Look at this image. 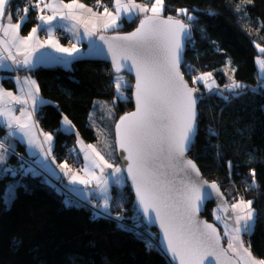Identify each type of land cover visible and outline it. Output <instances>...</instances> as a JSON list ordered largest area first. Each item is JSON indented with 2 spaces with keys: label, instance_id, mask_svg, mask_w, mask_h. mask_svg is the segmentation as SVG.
Here are the masks:
<instances>
[{
  "label": "snow or ice",
  "instance_id": "obj_1",
  "mask_svg": "<svg viewBox=\"0 0 264 264\" xmlns=\"http://www.w3.org/2000/svg\"><path fill=\"white\" fill-rule=\"evenodd\" d=\"M12 2L0 0V67L4 68L9 67L5 61H11L17 68H30L32 53L45 47L75 58L80 49L75 44L71 48L62 46L54 36L56 28L66 29L77 36L80 35V28H83V36L92 38L98 35V30L119 29V21H132L143 14L139 26L131 33L111 37L98 35L111 55L116 74L113 83L117 99H128L124 90L129 85L120 75L121 70L127 67L129 71H135L136 109L121 116L116 124V143L127 154L121 157L127 161L125 167L114 165L94 146L87 145L98 158L92 159L91 170L87 165L84 169L91 180L80 177L70 169L65 173L70 175L73 183L87 186L95 181V190L102 197V202L98 201L95 205L98 211L94 215L97 218H113L111 212H119L114 219L121 230L135 232L147 249L159 248L164 255L170 254L171 260H178L179 264H264V261L253 257L250 242L245 247L242 239V235L250 236L255 231L258 215L252 207L253 201L240 198L229 205L223 199L219 185L202 180L196 164L186 156L198 134L197 102L200 98L194 95L199 90L189 87L180 71L182 64L187 67L186 61L182 60L184 51L195 43L194 24L186 23L177 16H184L189 22H195L197 17L190 10L181 8L177 9V16L168 15L165 18V0H149L145 4L135 3V0H114L111 10L97 0L103 12L94 11L78 0H71L70 3L63 0H24L27 6L17 4L15 11ZM30 10L37 11L38 22L27 36H21L20 29L29 22ZM45 10L47 14H44ZM57 21L67 23L59 24ZM38 31H43L47 39L40 41ZM200 31L203 32L202 29ZM257 47L264 53V47ZM12 49H15V53ZM18 56L23 58L18 59ZM257 62L264 72V59ZM211 76V73L201 74L193 78V83L202 81L211 92L212 84L208 83ZM24 84L27 91L21 88L23 95L20 96L0 88V118H3V125L8 129L7 136L0 139V175L15 176L18 171L9 169L6 164L8 156L16 154L9 137L14 138L19 134L27 138L30 148L44 153L45 159L51 155L52 135L43 134L45 140L41 142L34 132L32 116L39 86L30 77L24 78ZM225 87L234 91L241 85L233 82ZM258 87L264 93V80L258 82ZM234 94L240 95L239 92ZM223 99L228 100L229 97ZM29 100L32 102L31 110L26 108ZM11 102L21 107H8ZM16 111H19V116L14 115ZM63 123L69 131L74 127L67 117H64ZM208 134L216 135L211 128ZM45 143L49 144L47 149L44 148ZM85 159H88L87 154ZM60 167L67 168V164ZM228 167L230 170L234 167L231 161ZM21 168H24L23 164ZM94 169H99L100 174L97 175ZM105 169H111V172L106 175ZM29 171L30 168L24 169L25 174ZM124 172L135 189L136 218L126 217L121 212L123 204L110 199L108 195L110 185H119L124 181ZM250 175L252 181L246 184L256 187L255 171L252 170ZM213 194L220 199L214 215L216 220L224 222L223 235L228 238L227 248L222 247V237L217 228L198 216ZM119 199L122 201L123 196ZM126 219L132 220V227L124 223ZM155 222L162 230L163 239L160 241L154 239L150 231Z\"/></svg>",
  "mask_w": 264,
  "mask_h": 264
},
{
  "label": "trees",
  "instance_id": "obj_2",
  "mask_svg": "<svg viewBox=\"0 0 264 264\" xmlns=\"http://www.w3.org/2000/svg\"><path fill=\"white\" fill-rule=\"evenodd\" d=\"M82 1L90 4L96 0ZM181 8L197 17L192 22L195 43L186 49L187 67L183 66L189 83L201 93L199 129L189 156L207 180L219 185L230 205L240 198L253 201L258 220L251 236L264 237V93L259 87L258 93L243 88L237 91L240 95L233 92L228 102L218 94L207 96L201 83H193L196 74L212 72L224 78L227 70L242 87L258 86L261 74L255 43L264 46V0H165L169 14ZM32 25L30 19L24 28ZM133 27L123 30L130 32ZM31 75L38 81L42 97L49 101L43 106L45 114L40 116L43 128L55 133L64 117L75 127V133L60 131L55 135L58 153H62L63 141L69 147L78 138L88 144L98 143L97 133L105 131L108 146L118 159L113 127L121 116L133 110L134 101L128 89L130 98L118 101L114 107L113 123L107 126L98 120L96 100L117 96L111 66L79 60L66 66L40 68ZM96 125L100 130L94 128ZM210 128L216 135L208 134ZM7 133L8 129L0 124V139ZM10 143L16 153L24 155V143L13 139ZM11 156L10 167L15 169L20 158ZM229 161L234 165L231 170ZM252 170L256 173V187L246 184L252 181ZM23 177L0 175V264H170L159 248L147 249L135 232L121 230L114 219L97 218L86 207L66 206L65 194L50 186L43 173H26ZM8 189L12 191L9 204L5 200ZM118 190L115 187L112 193L115 198L125 194L123 214L136 218L130 185L122 189L123 194ZM214 209L209 204L204 211L210 222L214 221ZM125 223L132 226V220L126 219ZM153 238L158 240L154 234ZM260 259L264 261V247Z\"/></svg>",
  "mask_w": 264,
  "mask_h": 264
},
{
  "label": "rangeland",
  "instance_id": "obj_3",
  "mask_svg": "<svg viewBox=\"0 0 264 264\" xmlns=\"http://www.w3.org/2000/svg\"><path fill=\"white\" fill-rule=\"evenodd\" d=\"M93 2H96L95 3V6L94 5H92L91 3L89 4L92 8H93V10L94 11H98V12H103V7L102 6H100V5H97V0L96 1H93ZM92 2V3H93ZM149 2V0H135V3H138V4H145V3H148ZM17 4H19L21 7H25V6H27L25 3H24V0H21V3H12V7H13V11H15V7H16V5ZM100 4L101 5H103V6H108L109 7V9L111 10L112 9V7H113V5H114V0H107V2H102L101 0H100ZM44 14H47V10H45V13ZM192 14V13H191ZM37 15H38V13H37V11H35V10H30V16H31V19H32V22H34V21H36V17H37ZM163 15L165 16V17H167L168 15H173V16H177V11H176V13H172V14H169L168 12H167V9H165V11H164V13H163ZM194 15V14H193ZM16 19V17L14 16L13 17V19ZM143 18V14H140V15H138V16H136L132 21H129V20H127V19H124V20H122V21H119L118 23H120V27H119V29H111V30H108V31H106V32H98V35H99V33H105V34H119V33H126V32H128V30H123V28H127V27H130L131 25H134V27H136L138 24H139V22H135V21H140V19H142ZM177 18H179V19H183L186 23H192V22H189V21H187V18L186 17H184V16H177ZM35 23V22H34ZM136 23V24H135ZM32 27V26H31ZM134 27L133 28H131V29H134ZM24 30V29H23ZM46 34L44 33V34H42L40 37H41V39H46V36H45ZM98 35L97 36H94V37H92L91 38V40L92 39H95V41H96V39L98 38ZM54 36L56 37V39H58L59 40V42H60V44L62 45V46H64V47H69V48H71L74 44L80 49V52L79 53H77L76 54V56L78 55V54H81V53H83V52H85L86 50H88V49H86V50H84V49H81L83 46H84V44L83 43H81V41H80V38H73V36L72 35H70V33H69V31H67L66 29H60V28H57L56 30H55V32H54ZM79 39V40H78ZM88 39V38H87ZM90 39L88 40V41H91ZM93 46H91L90 48H94L96 45H95V42H94V44H92ZM255 45H256V48H258L257 47V45H259L260 47H264V46H262L260 43H255ZM45 51V50H49V51H51L50 49H48V48H45V49H38L37 51ZM258 52H257V59L258 60H261V59H264V53H261L260 51H259V48H258V50H257ZM55 56H57V57H59V58H62V59H67V58H71V57H68V56H66V55H64V54H61V53H59V52H53V51H51ZM23 58V57H22ZM21 58V59H22ZM106 64V63H105ZM257 65H258V70L260 71V74H261V81L262 80H264V72H262L261 71V69H260V65L258 64V62H257ZM12 69H14V74L13 75H16L17 77H20V79H22V75L24 74L25 75V73L26 74H31V72H34L35 70H38V69H40V68H38V69H35V70H33V71H31V70H29V69H27L28 71H24L23 72V70L25 69H23L22 67H20V68H17L16 66H12ZM226 70V69H225ZM114 72V71H113ZM207 73H211L212 74V76H211V78L208 80V83L209 84H212V91L210 92L209 90H208V88L205 86V83L204 82H199V83H201L202 84V86H203V89H204V92L206 93V95L208 96V95H210V94H218V96H223V97H225V96H227V97H229V99L227 100L228 102L230 101V99H231V94L233 93V92H237V91H239L240 89H243L244 91H247V92H251L252 91V89H258V86L257 87H247V86H245V87H242L241 86V88H239V89H236V90H234V91H230V90H228L225 86L226 85H230V84H232L233 82H236V81H234V79L232 78V76H231V73L229 72V71H224V78H221V77H216L212 72H207ZM202 74H205V73H202ZM3 75V74H2ZM116 74L114 73V75L113 76H115ZM120 75H122L124 78H125V80L128 82V85H129V87L127 88V89H125L124 90V95L126 96V97H128V89H130L131 90V94H129V95H131V97H132V94H133V84H134V77L133 76H130V75H128L127 73H125V72H121V74ZM201 74H196L194 77H198V76H200ZM186 77V76H185ZM193 77V78H194ZM187 78V77H186ZM1 80L2 81H4V83L5 84H8V82H12V81H8V77L7 76H1ZM36 80V79H35ZM188 80V79H187ZM189 81V80H188ZM213 81H214V83H213ZM38 81L36 80V84L39 86V84L37 83ZM3 83V82H2ZM237 83V82H236ZM191 84V83H190ZM198 83H196V85H197ZM239 84V83H238ZM191 86L192 87H194V85H192L191 84ZM114 87H115V85H114ZM197 87V86H196ZM195 87V88H196ZM196 89H198V88H196ZM199 90V89H198ZM115 91H116V88H115ZM255 92H259V91H255ZM117 93V92H116ZM199 94H200V99H201V93H200V91H199ZM128 98H130V97H128ZM39 102H42L43 101V103L45 102V103H47V102H49L48 101V99H45V98H43L42 97V95H41V93H40V90H39V97H38V99H37ZM123 99H117V96L115 97V98H113L112 100H107V99H99V100H96V106L94 107V109H95V113L96 114H100V116H99V118H98V120H100V121H102L103 120V122H105V123H107V126H109L110 125V123L112 122L113 123V120L115 119V117H114V115H115V111H116V108H114L115 107V105L117 104V102L118 101H122ZM199 102H200V100H199ZM43 106H44V104H41V106H38L37 107V109H35V111L33 112V116H32V120L35 122V128H34V132L35 133H37L36 132V130H37V128L39 127V125L43 128V126L40 124V119H41V117L40 116H42V115H44L45 114V111H44V109H43ZM27 109H29V110H31L32 109V106H29V104H27ZM120 119V118H119ZM64 121V118H62V120H61V124H62V122ZM119 120H117L116 122H115V125L117 124V122H118ZM199 122V121H198ZM72 123V122H71ZM63 125H65V124H63ZM115 125H114V127H115ZM72 126H74L73 124H72ZM98 126L99 125H96L94 128H96V129H98V130H100L99 128H98ZM60 127H61V125H60ZM65 127H66V129L65 130H63V132H65V133H75V127H73V130H71V131H69L68 130V127L65 125ZM114 127H113V130H114ZM41 129V128H40ZM44 129V128H43ZM96 129H95V131H96ZM198 129H199V127H198ZM45 130V129H44ZM66 130H68V131H66ZM108 130V129H107ZM61 130H58V131H54L55 133H52V134H54V141H53V148H51L52 149V152H51V155L50 156H48V162H50V160H51V158L54 156V158L56 159V160H58V161H65L66 162V164H68V166H69V168L70 169H78V168H80L84 163V161H82L81 160V158L79 157V153H78V147H79V143H78V141H80L79 139H77L76 140V143H75V145H72L71 147H69V145H68V143H66V141H63V142H61L62 143V153H58L57 152V144L55 143V135L56 134H59V132H60ZM110 132H111V130H110ZM61 133V132H60ZM114 135H115V133H114ZM97 136H98V143H95V145L99 148V150L103 153L102 155L105 157V159L106 160H112L111 162L112 163H114V165H118V166H121V162L119 161V157H118V154H117V158L118 159H116V157H115V155H113V153H112V151L110 150V147L108 146V141H109V139H108V134H107V132H103L102 134L101 133H97ZM38 138H40V135H38ZM100 144V145H99ZM192 150V149H191ZM190 150V151H191ZM78 154H77V153ZM117 152V151H116ZM16 153V152H15ZM87 155H89V154H91L92 152H90V151H86L85 152ZM190 153V152H189ZM14 156H17V157H19L20 158V163L18 164V166L15 168L16 170H18L17 171V174L15 175V176H18L19 175V177H23V176H25V172H24V169H28V168H30L31 169V171H29V172H39L40 174H41V172L40 171H47V169H46V167L45 166H43V165H41V163H39V164H36L31 158H26L24 155H22V153L20 152V153H16ZM189 156V155H188ZM190 157V156H189ZM23 158V159H22ZM11 159H12V156L11 155H9L8 156V158H7V160H6V164H7V167H9V169H13L12 167H10V164H11ZM86 163V162H85ZM23 164V166H24V168L22 169L21 168V165ZM86 165H88V163H86ZM57 168V167H56ZM111 171V169H105V173L107 174V173H109ZM29 172H27V173H29ZM38 174V173H37ZM40 174H38V175H40ZM47 179H48V182H49V185L50 186H52V187H54L55 189H56V191L57 192H59V193H64L65 194V197H66V206H68V207H73V206H79V207H86L87 209H89L92 213H93V215H94V213L96 212V211H98V209H96L95 208V205L97 204V202L98 201H101L102 202V200H94L93 198H90V199H83V198H80L79 196H77L75 193H72L73 191H71L66 185H64V181H65V179H66V176H64V173L63 172H58L57 173V175L56 176H49V175H47V174H45L44 175ZM124 177H125V174H124ZM24 178V177H23ZM16 181H17V178H16ZM61 182L60 183V186H58L57 185V183L58 182ZM128 183H126V181L125 182H122L119 186H117V185H115L114 187H113V189H112V192H113V190L115 189V187L116 188H119V190L118 191H120V192H122V194H123V191H122V189H124L125 187H126V185H127ZM16 185V184H15ZM61 186H63V187H61ZM112 192H110V194H109V197H110V199H112V200H115L117 203H122L123 204V208L121 209V212L122 211H124L125 210V208H126V205H125V203H123V201H120V199L116 196V198H115V195H113V193ZM119 193V192H118ZM11 197H12V191L10 190V189H8L7 190V192H6V194H5V200H6V202L9 204L10 203V201L12 200L11 199ZM123 197H125V194H123ZM124 201L126 202V197H125V199H124ZM214 213L216 212V208L214 209V211H213ZM214 213H213V217H214V221L215 222H217V223H219V224H221V234H222V238H223V242L225 243V246L227 247V237L226 236H224L223 235V233H224V222L223 221H218V220H216L215 219V215H214ZM116 214V216L117 215H119L120 213L119 212H117V211H112L111 212V215H115ZM116 216H112L113 218H110V219H114V217H116ZM101 217H103V218H108L107 216H101ZM130 217H133L134 218V215H130ZM114 221H116V222H118L116 219H114ZM124 223H125V221H124ZM127 224V223H126ZM153 231V234H154V236H157V233L154 231V230H152ZM152 233V232H151ZM242 239L245 241V247H248L249 246V242H250V250H251V253H252V255H253V257L256 259V260H258V261H261V250L263 249V247H264V237L262 236V237H260V236H258L257 238L256 237H252L251 235L249 236V235H242Z\"/></svg>",
  "mask_w": 264,
  "mask_h": 264
},
{
  "label": "crops",
  "instance_id": "obj_4",
  "mask_svg": "<svg viewBox=\"0 0 264 264\" xmlns=\"http://www.w3.org/2000/svg\"><path fill=\"white\" fill-rule=\"evenodd\" d=\"M63 2L64 3H70L71 0H63ZM78 2L84 4L86 7H91L87 2L85 3L82 0H78ZM85 15H87V14H85ZM28 19L29 20L31 19L30 11L28 13ZM15 22H16V19L14 18L13 19V23H15ZM37 22L38 21L36 19L35 23L33 22L32 27L36 26ZM57 23L64 24V23H67V22L66 21H57ZM32 27H30V28H24V25H23L22 28L20 29V35L21 36H27L29 34V32L31 31ZM109 30H111V29H109ZM98 32H101V31L98 30ZM69 33H70V35L73 36V38H76V39L77 38H80L81 43L84 44V46L81 49L86 50V49L90 48L91 46H93L92 44H94V42H95V39H92L91 40V38H89L87 36H83V28H80V35L79 36L74 35L72 32H69ZM42 34H44L43 31H38V33H37L40 41H44V40L47 39V37L44 40L41 39L40 36ZM89 39L91 41H88ZM45 48H48L51 51L56 52L55 49H53V48H50V47H45ZM45 48H39V49H45ZM12 51L15 53V49H12ZM22 57L23 56H18L17 58L18 59H21ZM4 63L7 64V65H9V67L8 68L0 67V88L4 89L7 92H12L13 95H16V96L23 95V93L20 91L21 88H24L25 91H27V86L24 84V78L25 77H30L32 80L36 81L35 78L31 74H26L25 73V75L24 74L22 75L23 76L22 79H20V77H17L16 75H13L14 74V72H13L14 69H12V66L13 65L11 64V61H5ZM1 76L2 77L3 76H7L8 77V81H12V82L11 83L8 82V84H5L4 81L1 80ZM17 78H19V81H18ZM37 96L39 97V93L37 94ZM28 104H29V106H32L31 100L28 101ZM41 104H44L45 105L46 103L45 102L43 103V101L42 102H39L37 100L36 105H35V109H37L38 106H41ZM8 107H10V108L11 107H15V108L19 109L21 106L20 105H16L14 102H11V103L8 104ZM26 108H27V106H26ZM19 114H20L19 111H16L14 113V115H17V116H19ZM0 124L3 125V118H0ZM63 124L64 123L62 122L61 127L59 128V130H61V131H63V130L66 129L65 125H63ZM72 130H73V128H72ZM66 131H68V130H66ZM36 132H37L36 133L37 138H38V135H40V138H38V140L41 141V142H43L45 140V136L43 134H51L53 139L51 141V145L50 146H51V148H53V144H54L53 143V141H54V134H52V132H50V131L48 132V131L44 130L40 125L37 128ZM11 138L13 139V141H15V142H17V141L22 142V143H24L27 146L26 147V152L24 153V156L26 158H31L36 164L41 163V165H43V166L46 167L47 171H44V172L43 171H40L41 173H43V175L47 174L49 176H56L58 172H63L64 173V176H66V179L64 181V185H66L71 191H73L72 193H75L77 196H79L80 198H83V199L84 198L85 199L93 198L94 200L95 199L96 200H99V199L102 200V197L100 196L99 192L95 190V181L94 180L90 184H88L87 186L82 185V184H79L78 182H76V183L71 182L70 175H66L65 174L70 169L69 166H68V164H67V168L60 167V165H64L66 163L65 161H62V160L61 161H58L53 156L51 158L50 162H48V159H45L44 153H42L37 148H30L28 146L27 138L22 137L19 134H17L14 138L13 137H11ZM12 139H9V141L11 142ZM78 139L80 140L79 141V147H78V150H77L79 154L77 152L76 153L79 155V157L81 158V160L84 161L83 162L84 164L80 168H78V169H73L72 168L70 170H71V172L78 174L80 177H82L84 179L91 180V177L86 174V172L84 171V169H85L86 163H88L87 167H88V169L91 170L92 169V164H91L92 159L95 158V159L98 160V158L95 157V153L92 152L91 154L87 155L88 156V159L87 160L85 159V155H86L85 152L86 151H90L91 152V150L87 148V145L94 146L97 149V151H99L101 153V155L103 153L99 150V148L95 145V143L88 144V143L84 142L82 139H80V138H78ZM15 146L16 145H14V147ZM48 147H49V144L45 143L44 144V148L47 149ZM51 152H52V149H51ZM111 161L109 160V162H111ZM94 171L97 173V175L100 174V170L99 169H94ZM29 173L31 175H33V173L40 174L39 172H29ZM125 181H126V177H124V181L123 182H125ZM119 185H117V186H119ZM114 186L115 185H110L108 195L110 194V192H112V189H113Z\"/></svg>",
  "mask_w": 264,
  "mask_h": 264
},
{
  "label": "water",
  "instance_id": "obj_5",
  "mask_svg": "<svg viewBox=\"0 0 264 264\" xmlns=\"http://www.w3.org/2000/svg\"><path fill=\"white\" fill-rule=\"evenodd\" d=\"M138 26H139V24L134 29L130 30V32H126V33H119V34L99 33V34H103V35L108 36V37H111L113 35H126L128 33H131L133 31H135V29ZM95 45L96 46L94 48H89L85 52H83V53L78 54L77 56H75V58L71 57V58H67V59L59 58V57L55 56L49 50H45V51H43V50L42 51L41 50L40 51H37L36 50V51H34L32 53V56H31L32 66L30 68H28V69L31 70V71H33V70L38 69V68H41V69H46L47 68L48 69V68H54L56 66H66L67 64H71V63L78 62L79 60H83V61H96V62H99L100 61V62L106 63L108 66H111L112 69H113L111 55L107 51V45L103 41H100L98 38L95 41ZM186 52L187 51L185 50L184 53H183V55H182V60H184V61H185ZM183 66H184V64L181 65L180 71H181V73H182V75L184 77V80L188 83L189 87H192L191 84L189 83V81L187 80V78L185 77V74L183 73ZM121 72H125L128 75L133 76L134 77V84H133V86H135V82H136L135 81V71L134 70L129 71L128 68L125 67L124 69L121 70ZM193 88H195V87H193ZM134 92H135V87H133V94H132L133 101H134V108L130 112H133L136 109ZM194 95H196V96H198L200 98L199 91L196 92V93H194ZM199 100L197 102V122L199 121V116H200L199 115V111H198ZM114 130H115V140H116V125L114 127ZM196 138H195V140H196ZM115 147H116V151H117V154H118V157H119V161L121 162V166L122 167H125L126 164H127V161L122 160L121 157L122 156H126L127 154L126 153H123L122 150L119 149V145L117 143H115ZM189 152L190 151H188L186 153L187 158L190 159V160H192L196 164L197 168L199 169L196 161L194 159H192L191 157L188 156L189 155ZM199 172H200V178L202 180L207 181L209 184H211L212 182H215V181H209V180H207L204 177L201 169H199ZM124 174H125V177H126V183H128L130 185V188L132 190V193L135 195V189H134V186L132 185L131 179L129 177H127V173L126 172H124ZM220 191H221V193H223V199L228 202V200H227L224 192L221 189H220ZM135 202H136V196H135ZM209 204H212V206H214L216 208V210H217V207L220 204V199L217 198V197H215V194H213V198L207 200L204 203V205L202 206L201 211L198 214L199 219H201L203 221H206L207 223L213 224L217 228V230L219 232H221V225H219L215 221H213V222L208 221L205 218V216H204V211L208 207ZM228 204H229V202H228ZM150 229L156 231L157 236H158V241H160V240L163 239L162 230L160 229L158 222H155L153 225H151ZM221 237H222V234H221ZM221 245H222V247L227 248L225 246V243L223 242V238L221 239ZM164 257H166L169 260L170 264H179V261L178 260H171L170 254L169 255H164Z\"/></svg>",
  "mask_w": 264,
  "mask_h": 264
},
{
  "label": "built area",
  "instance_id": "obj_6",
  "mask_svg": "<svg viewBox=\"0 0 264 264\" xmlns=\"http://www.w3.org/2000/svg\"><path fill=\"white\" fill-rule=\"evenodd\" d=\"M95 3H96V2H93V3H91V4L95 6ZM60 183H61V182L59 181V182L57 183V185L60 186ZM61 187H63V186H61Z\"/></svg>",
  "mask_w": 264,
  "mask_h": 264
},
{
  "label": "bare ground",
  "instance_id": "obj_7",
  "mask_svg": "<svg viewBox=\"0 0 264 264\" xmlns=\"http://www.w3.org/2000/svg\"><path fill=\"white\" fill-rule=\"evenodd\" d=\"M128 227H132L131 225H128Z\"/></svg>",
  "mask_w": 264,
  "mask_h": 264
}]
</instances>
